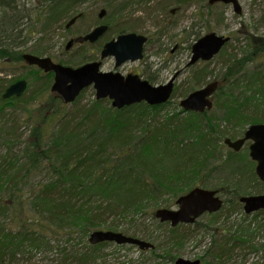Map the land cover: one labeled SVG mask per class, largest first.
<instances>
[{"label": "trees", "instance_id": "trees-1", "mask_svg": "<svg viewBox=\"0 0 264 264\" xmlns=\"http://www.w3.org/2000/svg\"><path fill=\"white\" fill-rule=\"evenodd\" d=\"M36 1L38 5L31 7V13L23 14L25 0H0V62L23 60V54L15 48L30 23L41 22L46 32L63 18L83 17L81 12L73 14L82 0ZM147 1L107 0L106 6L109 10L118 8L115 19H122L128 7ZM125 24L119 28L121 33L136 32L137 23ZM121 25L118 22L114 27ZM195 37L197 40L200 34ZM105 39L101 42L105 43ZM245 41L247 52L242 58L232 56L233 63L226 64L221 85L213 96L214 107L203 113L182 109L160 116L170 101L156 106L141 102L116 109L109 99L94 98L86 105L82 103L86 90L72 104H66L58 94L49 93L54 74H42V70L32 66L35 79L42 83L38 96L47 93L45 101H40L43 112L33 125L34 117L25 108L27 103L21 104L23 110L18 109L21 115L7 111L17 109L14 102H24L26 97L4 99L7 88L0 91V147L4 148L0 155V264H111L102 254L110 242H89L91 232L98 229L150 241L155 247L148 250L128 244L120 246L152 253L151 264H167V260L172 263L180 257L178 248L183 246L185 232L193 224L172 227L156 218V209L169 208L193 187L209 188L217 178V166L225 168L228 178L236 182L230 183L232 187L220 184L212 189L222 191L228 187L235 195L224 201L220 211L205 214V218H210L209 224L241 210L239 198L243 194L263 193L259 191L264 184L255 172L256 163L241 158L244 150L248 155L249 142L241 152L230 149L225 158L218 149L225 138L237 139L250 125L264 123V64L249 71L240 69L256 56L264 57V38L247 33ZM229 43L220 53L226 51ZM80 46L83 49L89 45ZM89 47L91 52L96 51L89 55L87 49L79 54L84 63L91 57V61L98 58L102 44ZM60 61L71 66L78 64L73 59ZM211 61L190 67V87L179 91L175 85L172 98L177 94L187 96L201 87L212 74ZM145 78L155 82L153 76ZM23 124L30 127L25 138L17 132ZM38 174L42 178L35 182ZM228 202L233 209L225 214ZM252 215L253 220L245 223L249 217L245 214V221L236 229L224 223L218 231L214 228L213 243L202 257L203 263L227 264L238 248L264 253V226L256 222L264 216V210ZM146 216L157 228L151 229ZM157 229L167 233L157 234ZM258 235L262 241H257ZM54 249L57 254L52 259L36 260ZM115 261L114 264H146L118 257Z\"/></svg>", "mask_w": 264, "mask_h": 264}, {"label": "rangeland", "instance_id": "rangeland-1", "mask_svg": "<svg viewBox=\"0 0 264 264\" xmlns=\"http://www.w3.org/2000/svg\"><path fill=\"white\" fill-rule=\"evenodd\" d=\"M106 1L107 0L80 1L78 8L76 7L73 14L81 12L83 13V17L69 28H67L66 25L72 19H70V17L63 18L59 22L51 25L46 32L42 30L43 25L41 22H39V24L35 23L34 25L30 23L25 27L26 31H24L22 37L24 39L21 40L15 50L20 51L21 55L23 53L30 52L39 56H49L56 62H61V59H73V61H76L78 64L72 66H78L84 63L82 59H79V54L87 52L90 47L84 46L83 49H80L81 46L76 44L75 46H71L70 49H67L68 42H74V39L72 40L73 37H78L88 33L99 23H106L110 26V29H112L110 30V36H107L105 39L107 41L121 33L119 28L125 27V25H127L125 24L126 21H132V23H137L135 26L136 32L144 34L148 37V42L145 46V56L141 61L128 62L118 70L125 75L128 73H139L144 77L153 76L155 78L154 84L165 83L176 71H181L176 79L175 85L178 86L179 91H183L187 86L190 87L189 85L192 82L190 78L191 69H189L190 67L187 68L186 64L191 56L189 47L196 41V34H200L201 37L210 31H215L220 35H229L232 38L231 42L226 47V51L218 54L214 60L211 61L212 63L210 65V69H212V74L207 78V81L201 85V87L214 81H218L219 85H221L226 67L228 66L226 64L233 63L232 59L234 57L232 56L237 55V58H242L247 52V47L245 46V36L247 33L264 38V0H239L242 6V14L240 15L235 12L232 4L227 5L223 3H215L211 5L209 4V0H183L185 2H181L180 0H148L139 6L133 4V6L128 7L123 12L124 17L122 19H115L117 16L116 10L118 11V8L109 10L106 6ZM35 3L38 5L36 0H25L23 14L29 12L31 13V7H36V5H34ZM39 5L42 8V3ZM103 8L107 9V12L104 17L100 19L98 18V15L101 13ZM32 13H34L33 10ZM118 22L122 23V25L115 28L116 23ZM87 54H92L91 50H89V53ZM91 59H93V57H91ZM91 59L87 60L91 61ZM87 60L85 62H88ZM104 62L105 63L102 68L104 71H111L115 69L114 58H108ZM262 64H264V57L263 55H258L253 60L247 61L244 67L240 69H248L249 71L255 66H260ZM33 68L34 67L28 65L24 60L9 61L6 59L3 60V62H0V91H3L11 83L15 82L13 81L14 79H26L28 81V88L24 93L26 100L24 102H14L17 109L12 110L7 108V111L14 113L15 115H21V110H23L21 104L27 103L25 108H29V113L34 117V121L31 122L34 125L43 112V105L40 104V101H45L47 93L43 94V96H38L37 93L39 86L42 83L37 82L35 79V76L32 73ZM42 74L46 73L42 71ZM252 87H254V85H252ZM254 90L255 89L253 88L251 92L253 93ZM50 92L51 89L49 90V93ZM184 97L185 95L182 94L175 95L171 98L170 103L160 111L159 115L165 117L169 112L181 111L182 107L180 106V101ZM94 98H96L95 89L93 87H89L84 92L82 103L90 105ZM212 99L215 101L214 97ZM10 113H6L8 115L7 117L10 116ZM218 113L219 112H217V114ZM27 114L28 113L26 112L23 116H26ZM29 129L30 127H25L23 124L17 132L22 134L25 138L28 134H30ZM218 146L219 152L223 153L225 158L230 148L223 142H219ZM17 147L18 149L21 148L20 144H18ZM3 152L4 148L0 147V155ZM249 152L250 151H248L247 155V151H242L241 158H246L247 161L252 160ZM217 167V178L212 182V185L209 188H214L213 186H219L220 184H229V186L232 187L230 183L236 181L231 177L228 178L227 170L225 168L223 169L220 166ZM41 178L42 174H38L34 180L35 182H38ZM26 188H24V191H27L29 187L27 189ZM222 189L221 195L223 196L224 201H227L228 199L232 200L234 198L235 193H233V190L228 187H224ZM259 191L260 193H264V187H261ZM170 207L175 208L174 205ZM224 209L226 211L225 214L229 210L233 209L232 203H226V208ZM145 220L151 225L152 230L157 228V226L150 220V217L146 216ZM246 220L247 221L245 223L253 220V215H249ZM209 221L210 218H205L204 215L199 218L192 227L186 230L184 244L182 247L178 248V255L180 257L200 259L203 263L202 257L213 243V229L216 228L218 231L223 228L221 227L223 223L229 228L236 229L245 221V213L242 207L241 210L237 209L232 212L228 219L223 216L221 221L218 223L209 224ZM256 222L262 223L259 226L263 227L264 216L258 217ZM156 233L161 234L167 232L164 229H157ZM261 235H264V231ZM261 235L256 236L257 241H262ZM211 237L213 238L211 239ZM215 239L217 240V237H215ZM80 246H83V244ZM56 254L57 250L54 249L51 253L49 252L45 255L37 256L36 260H50ZM102 254L107 255L111 264L116 262L115 260L117 257L119 260L133 259L136 263L141 261H146V264L152 263V253H143L135 247L130 248V246L121 247L120 245L112 242H110V244L103 249ZM166 263L174 264V262L171 263L169 260H167ZM227 264H264V253L260 250L252 251L247 248H238L229 258Z\"/></svg>", "mask_w": 264, "mask_h": 264}, {"label": "water", "instance_id": "water-1", "mask_svg": "<svg viewBox=\"0 0 264 264\" xmlns=\"http://www.w3.org/2000/svg\"><path fill=\"white\" fill-rule=\"evenodd\" d=\"M222 2L232 4L237 14H242V6L239 0H209L210 4ZM105 10L99 14L104 17ZM78 17L72 18L68 23L69 28L76 22ZM108 30L107 25H100L87 33L83 41L94 43ZM232 40L231 36L220 35L217 32H209L198 38L192 46L191 57L186 67H191L199 61H210ZM148 37L137 32L119 34L116 38L107 42L101 52V60L88 62L78 67L55 62L49 56H38L25 53L23 59L31 66H37L45 73H54L52 92L63 98L65 103H73L80 94L88 87H94L96 98L110 99L112 107L123 109L125 107L146 102L156 106L167 103L173 94L175 81L181 71L165 83L153 84L140 74L129 73L124 75L120 71H103V60L113 57L115 68H119L127 62H136L144 58L145 45ZM73 41L68 42L70 49ZM28 83L25 79L12 83L3 94V98L21 97L26 91ZM218 81L211 82L204 87L198 88L180 101V106L185 112L203 113L211 110L214 106L212 96L217 91ZM246 141L249 145L250 157L256 162L255 171L259 179L264 183V123L250 125L243 137L236 140L226 138L224 143L238 152ZM223 199L216 189L195 187L188 193L181 195L176 200V208L162 207L155 211V216L161 222H170L175 227L178 224L195 223L205 213H216L223 206ZM246 214H252L264 210V193L243 195L240 197ZM89 242L93 245L102 242H113L118 245L130 244L141 250L154 248L155 244L150 241L126 235L120 231L98 229L91 232ZM175 264H202L200 259H188L179 257Z\"/></svg>", "mask_w": 264, "mask_h": 264}, {"label": "flooded vegetation", "instance_id": "flooded-vegetation-1", "mask_svg": "<svg viewBox=\"0 0 264 264\" xmlns=\"http://www.w3.org/2000/svg\"><path fill=\"white\" fill-rule=\"evenodd\" d=\"M102 23H99V24H97L95 27H93L92 29H95L97 26H100ZM91 29V30H92ZM90 30V31H91ZM110 26L108 25V30H107V32L101 37V38H99L96 42H94V43H90V42H85V41H83V37L85 36V35H80V36H75V37H73L72 38V40L74 39V42H73V46H75L76 44H78L79 46L80 45H83V44H88L89 46H91L92 48H94V46L95 45H97L98 43L101 45L102 44V42H103V40L105 39V37H106V35L110 32ZM102 41V42H101ZM103 45H104V43H103ZM103 45H102V47H101V49L103 48ZM95 49H93L92 50V53H95V51H94ZM100 55V54H99ZM99 55H98V58L97 59H94V60H98L99 59ZM103 63H105V62H103ZM139 74V73H138ZM143 76V75H142Z\"/></svg>", "mask_w": 264, "mask_h": 264}, {"label": "bare ground", "instance_id": "bare-ground-1", "mask_svg": "<svg viewBox=\"0 0 264 264\" xmlns=\"http://www.w3.org/2000/svg\"><path fill=\"white\" fill-rule=\"evenodd\" d=\"M100 19H102V18H100ZM101 25H107L108 26V24H106V23H102ZM16 82V81H15ZM14 83V82H13Z\"/></svg>", "mask_w": 264, "mask_h": 264}]
</instances>
